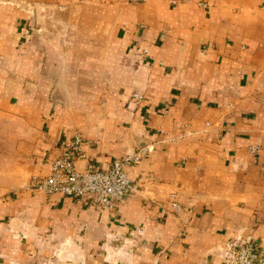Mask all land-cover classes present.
I'll return each mask as SVG.
<instances>
[{
    "label": "crops",
    "instance_id": "1",
    "mask_svg": "<svg viewBox=\"0 0 264 264\" xmlns=\"http://www.w3.org/2000/svg\"><path fill=\"white\" fill-rule=\"evenodd\" d=\"M263 7L0 0V112L38 127L32 176L77 131L79 169L148 149L128 167L135 192L111 211L0 183V264H224L239 236L264 247ZM56 84L79 110L50 102Z\"/></svg>",
    "mask_w": 264,
    "mask_h": 264
},
{
    "label": "built area",
    "instance_id": "2",
    "mask_svg": "<svg viewBox=\"0 0 264 264\" xmlns=\"http://www.w3.org/2000/svg\"><path fill=\"white\" fill-rule=\"evenodd\" d=\"M133 3L145 0H130ZM132 100L140 103L144 95L133 92ZM84 136L77 132L63 144V151L51 165V171L40 178H34L31 187L46 194L60 193L73 198L88 200L99 210H113L127 200L134 192L135 185L128 174V167L148 154L141 149L132 155L116 158L109 168L103 169L89 162L84 169L76 165L82 154ZM257 152L258 147H252ZM178 209V203H175ZM219 256L224 264H264V247L252 238L241 236L227 242Z\"/></svg>",
    "mask_w": 264,
    "mask_h": 264
},
{
    "label": "rangeland",
    "instance_id": "3",
    "mask_svg": "<svg viewBox=\"0 0 264 264\" xmlns=\"http://www.w3.org/2000/svg\"><path fill=\"white\" fill-rule=\"evenodd\" d=\"M19 6L24 7L23 4H20ZM261 9L263 10V13L259 17L264 23V7ZM44 12L45 9L42 5L35 6L34 11H32V16L36 19V28L39 32H46V16ZM60 36L67 37V34L63 35L62 33ZM136 55L140 56L139 54ZM137 58V56H131L130 60L136 63L138 60ZM70 94L68 86L56 84L51 91L50 102L62 104L72 111H77L80 109V102L72 100ZM100 104L104 107L105 101H101ZM79 133L85 137L82 132ZM39 138L40 134L36 125H29L17 117L9 116L0 112V183L19 187L28 184L31 186L34 178L44 176H32V169L36 162V147ZM32 142L34 147L33 149H30ZM52 258L51 261L44 262L46 264H56L61 262V258L57 254ZM31 264L39 263L36 262Z\"/></svg>",
    "mask_w": 264,
    "mask_h": 264
},
{
    "label": "water",
    "instance_id": "4",
    "mask_svg": "<svg viewBox=\"0 0 264 264\" xmlns=\"http://www.w3.org/2000/svg\"><path fill=\"white\" fill-rule=\"evenodd\" d=\"M56 264H65V262H64V261H61V262H59V263H56Z\"/></svg>",
    "mask_w": 264,
    "mask_h": 264
}]
</instances>
